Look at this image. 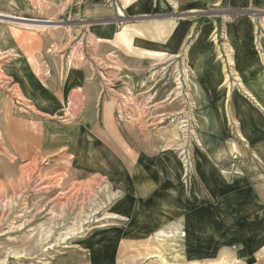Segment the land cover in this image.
Instances as JSON below:
<instances>
[{
    "label": "rangeland",
    "instance_id": "1",
    "mask_svg": "<svg viewBox=\"0 0 264 264\" xmlns=\"http://www.w3.org/2000/svg\"><path fill=\"white\" fill-rule=\"evenodd\" d=\"M257 1L264 4V0ZM181 2L165 0L164 9L121 16L118 11L121 5L115 0L102 4L87 0H0V11L58 21L53 28H30L0 21V257L9 250L20 253L10 255L6 264H50L65 254L88 255L91 249L84 247L86 243L89 240L93 243L95 236L105 234L121 238L119 243L112 240L102 247L93 244L96 258H106L107 264H212L219 258H225L226 264L231 260V264H247L236 259V251L248 249L249 243L251 249L257 246L259 249L249 256L248 264H264V172L259 165L244 169L250 157L255 163L260 162L251 155L255 153L254 146L249 149L251 153L240 147L243 163L235 159L239 154L230 148V139L237 135L233 102L230 117L229 106L226 107L225 123L221 113L224 100L221 102L217 94L224 74L227 78L222 87L228 85L230 89L231 85L233 91L237 88L239 74L235 63L242 67L245 58L240 56L236 62V55L245 51L252 58L257 55L250 30L249 39L244 38L243 43L229 48L227 31L231 23H226L223 31L225 21L244 16L264 20V10L239 4L245 0H233L235 4L228 0H207L203 4L197 3L198 0ZM163 22L170 26L166 41L170 47L159 52L149 47L139 49V40L148 46L162 45ZM209 22L216 30L209 32L204 27L196 35ZM180 24L194 30L187 34L190 37L181 51ZM97 25L109 26L115 31L116 39L97 41L90 34L91 26ZM172 37L177 41L170 42ZM103 42L115 47L98 53ZM213 44L218 45V52L212 56L217 65L211 63V53L207 52L213 51ZM195 51L198 56L192 63L190 57ZM195 67L197 75L193 72ZM215 67L220 68L218 72ZM82 72H87L83 86L70 88L74 81H81ZM193 73L218 125V145L224 149L219 157L209 155L196 142L198 124L186 80V74L193 76ZM141 79L151 84L150 89L143 82L139 85ZM177 85L181 87V95L174 94V100L171 97L162 102ZM67 102L70 105L65 107ZM102 107L109 112L110 126L102 122ZM258 116L264 123L259 113ZM97 119L102 126L98 135L121 146L120 150L130 157L131 167L138 159L135 170L139 172L143 162L151 157L152 169L170 180V186L165 188L161 182H155L154 212L160 215L149 219L148 227L138 228L136 222L116 211L124 193L115 189V182L102 175L78 171L77 163L73 165L74 156L78 161L82 153L80 131ZM172 130L176 136L171 139ZM156 144L166 156L162 157L160 150L153 148ZM170 153L187 172L184 177L176 173V183H172L166 164ZM183 159L187 161L185 167ZM244 175L250 177L252 187L259 188L256 193L260 197L249 203L245 198L251 199V191H244L237 184ZM257 178L260 184L255 183ZM168 187L169 207L158 201L162 199V189L167 191ZM254 221L260 222L259 227L248 229V235L242 234L243 225ZM79 224L81 233L65 243L56 241L58 233ZM171 224H183L189 236L168 240L164 251L150 257L157 250L155 231ZM48 229L52 230L49 240L39 242ZM260 236L263 239L258 241ZM50 243L54 245L48 248ZM97 259L96 264L104 263Z\"/></svg>",
    "mask_w": 264,
    "mask_h": 264
},
{
    "label": "crops",
    "instance_id": "2",
    "mask_svg": "<svg viewBox=\"0 0 264 264\" xmlns=\"http://www.w3.org/2000/svg\"><path fill=\"white\" fill-rule=\"evenodd\" d=\"M87 1L91 4H94V3L95 4H102L107 0H90V1L87 0ZM175 1L177 2V4H179V3L183 4V2H181V0H175ZM206 1L207 0H198L197 3L203 4V3H206ZM228 1L229 2L231 1L232 3H234L233 0H228ZM115 2L117 4H120L122 6L124 14L129 15V16L130 15H137V14H146V13L158 11L160 9L165 8V6H164L165 0H140V3H138V5L132 6L131 8H130L131 3L127 2L126 0H115ZM197 3H194V4H197ZM239 4H245V5L251 6L252 8H258V9L264 10V4L258 2L257 0H245V2H242ZM127 7H129V9ZM262 17H264V16L262 15ZM234 22L236 24L238 23L242 27H248L249 30L251 31V33H250L251 36L259 44L260 51L258 54V61L260 63V67H261L260 68L261 69L260 75L262 74L264 76V64H263L264 63V20H262L261 18L255 19V18L249 17V16L236 18V19H233L231 21L228 20V21H225V23L223 25V31L225 29L226 23H234ZM180 25L182 27L181 34L183 36L182 37L183 39L180 40L178 43L179 50L181 49V46L183 45L184 41H186L190 37L192 31H194V30H192V27L188 29L187 25H185V24H180ZM204 27H206L207 31H209V32L211 30H216L215 25L213 23L209 22V23H206L203 26H201V28L198 30L196 35ZM169 28H170L169 24H166L164 22H163V25H161V27H160V29H162V34L164 36V42L162 43L161 46H159L158 44H153V46H148L143 40H139L140 46L139 45H137V46L139 47V49H142L143 47L144 48L149 47V48H152V49L157 50V51H164L165 49L170 47L169 41L166 42L167 38L169 37V32H168ZM189 33H190V35L188 37L187 34H189ZM90 34L92 37L94 36L96 39H98L97 41H106V40L109 41L112 39H114V40L116 39L115 31L113 29H111L109 26H104V25L91 26ZM210 36L208 35V37H207L208 40H209ZM100 46H102V47L98 53H103V52L107 51L108 49L115 47L114 45L107 44L105 42L100 44ZM212 47H213V51L208 50L207 52L211 53V56H210L211 57V63L214 65H217L214 61L215 57L212 58V56L218 52L217 51L218 45L213 44ZM253 47H254V44H253ZM217 63H219V62H217ZM225 73L229 74V77H230V73L228 72L227 69H225ZM80 75H81V78H80L81 81L79 83H78V81H74L72 84L69 85L70 88H74L75 86H78L79 84L81 85V87L83 86V84L86 80V77H87L86 76L87 72H82V74H80ZM224 75H221V77H220L221 82L218 83L217 94L220 95L219 99L221 100V102H223V100L227 99L228 106H229V117H230V109L233 110L232 109V101L230 99V93H228L227 86L224 88L222 87V85L224 83L223 81L225 79ZM248 79H250V78H248ZM122 82H124V81H122ZM244 84L245 85H243L242 88L239 89L240 94L249 95L250 97L254 96V98H253L254 100H256V99L259 101L263 100L259 94L255 93L253 90L249 89L246 83H244ZM255 97H256V99H255ZM229 101H230V104H229ZM251 102H252V106H254L255 109L260 114V118H262L264 120V104H263V102L258 103V106H255L256 103H253V100H251ZM101 112H102L101 117L103 118L102 122L103 123L107 122V123H105V125L110 126V124L108 123L109 121H108V117H107V115H109V112L107 110H105L104 107H102ZM100 127H102V126H101L99 120L97 119L96 122L92 121V123H90L87 127L84 128L86 130L85 135L87 137L84 140L83 144L81 145V149H82L84 154H83V156L78 155V161H77V156H74L73 165L77 163L76 169L78 171L80 170L83 173H87V174H96L99 172L102 176L108 177V179L111 182H115V184H116L115 189L118 190L119 192L124 193L122 200L119 201L116 205L117 206L116 211L119 212L121 215H123V217L125 219H128L129 221H131L133 223L136 222L137 223L136 225L138 228L139 227L140 228L141 227L142 228L148 227L150 220L151 219L153 220L154 218H157V217L159 218V215H160L159 213L156 214L154 212V206L156 204L155 203V197H154V196H156L155 190H154V185H156L155 182H157V183L161 182L162 186L165 188V186H167V185L170 186V180L168 177H161L162 175H160L159 173H156L155 169H152V167L149 164L150 162L153 163L152 162L153 158H151V157L146 156L148 158L147 162H143V167H142V169H140L139 172L136 171L135 170V164H136L138 159L135 161L133 167H131L130 157L127 156V154H125L123 151L120 150L122 148L121 146L116 145V142L109 140V138L108 139L102 138L101 136L98 135V133H99L98 129ZM253 146L255 147V149H254L255 153H251V150L249 152L255 158H258V160H260V162L255 163L253 161V158L250 157L247 160L248 166H246L244 169L246 170L247 167L250 168V166L259 165L260 169L264 172V136L260 137L258 139H255L253 141ZM76 150H77V148H76ZM76 153H77V151H76ZM92 166H94V167L96 166L97 168H99V170L92 169ZM155 175H157V177H155ZM156 178L159 181H157ZM250 191H251V199H250V196L248 197L245 194L243 195V196H246L245 200H247V201L249 200L247 203L251 202L253 199H257L256 197H258V198L260 197L256 193L255 190L252 189ZM160 196L162 199L158 200V201L163 203L167 207H169V205L171 204V199H170L171 196H170V192H169V187H168L167 191H165V189H162V195H160ZM263 211H264V207H263ZM156 215H158V216H156ZM160 217L162 219L165 218V216H163V215H161ZM169 218L170 217H168L167 220ZM132 219H135V220H132ZM161 222L164 223L165 221L163 220ZM99 238H101V240L99 242H97V239H99ZM104 238L106 239V241L104 240ZM112 240H115L119 243L121 241V238L119 239V237H114V236L108 237L107 235L95 236L93 243L91 242L92 240H89L86 243V245L84 246L86 249H91L89 251L90 253H88V255L85 253L65 254L64 258H62L61 260H52L50 262V264H96V262H95V260L97 259L95 256L96 248L93 244L95 243L96 247H102L107 242L112 241ZM99 243H101V244H99ZM230 244H231V242H230ZM251 247L252 246L249 243L248 244V251L249 252L247 251L246 256L243 258H240V260L243 261L244 263L248 264L251 261L249 256L251 254H254L253 252L254 251L256 252L259 249L258 246L256 247L255 250L251 249ZM117 254H118V247H116V251H115L114 255L116 256ZM98 259L103 260V262H104L103 264H107V262H108L106 260V258H103L102 256L101 257L98 256ZM98 259H97V261H98ZM56 261L60 262V263H56ZM3 264H6V263H3Z\"/></svg>",
    "mask_w": 264,
    "mask_h": 264
},
{
    "label": "bare ground",
    "instance_id": "3",
    "mask_svg": "<svg viewBox=\"0 0 264 264\" xmlns=\"http://www.w3.org/2000/svg\"><path fill=\"white\" fill-rule=\"evenodd\" d=\"M126 1L131 3V7L132 6H136V5H138V3H140V0H126ZM118 11H119V13H120L121 16L124 14V11L122 9V6H119L118 7ZM0 21L8 22L10 24H17V25H20V26L30 27V28H51V27L53 28V27H55L57 25V22H58V21H56L54 19H51V18H45V19L44 18H33V17H27V16L12 14V13L3 12V11H0ZM176 36H177V32H176V34H175L174 37H176ZM174 37H172V40L170 42L174 43V42L177 41ZM214 37H215V35H214ZM227 38H228V41L230 43V47L229 48L234 49L235 46H238V45H240V43H243L242 41H243L244 38H248V39L250 38V36H249V28L248 27H242L241 25H239L238 23L236 24L235 22L234 23H231L230 24V28L227 31ZM227 38L225 37V39H227ZM251 42H252V40H251ZM205 43H206V41H205ZM253 44H254L255 49L257 50V55L255 56L256 58H252V56H250L247 51H245L241 55H236L235 56L236 62L238 61L237 59L240 58V56L241 57L243 56V58H245V62H244L245 65H243V66L241 65L242 67H240V64L235 63L236 64V67H237V72L239 74L237 76V77H239V80H237L238 82H237V85H236V87H237L236 90L233 91L231 85H230V89H229L228 88V85H227L228 93H230V98L232 99L233 106H234L233 124H235L236 127H237V135H236V137L234 138V140H231L230 139V143H231V145H230L231 147L230 148L231 149L233 148V149L236 150V152H238L239 156H237L235 159L237 161H239L240 163H243L241 151L239 150L240 147H244V148L248 149L247 151H249V149H251L253 147V141L255 139H258V138L264 136V131H263L264 130L263 129L264 128V123L261 122V120H259L258 111L255 109V107L252 106V102H250V100H253V103H256L255 106H258V103H260V102H263V104H264V80H263L264 79L263 78L264 76L262 74L260 75V71H261L260 68L261 67H260V63L258 61V54H259L260 48H259V44L257 43V41L255 42L254 39H253ZM231 51H230V53H231ZM151 53H153V52H151ZM202 55L205 56L206 55V51L204 53H202ZM197 56H198V53L196 51H195V53L192 54L191 57L189 56L190 57V60H192V63L195 62V59L197 58ZM231 59H233V58H231ZM232 64H233V62H232ZM215 68H217V67H215ZM197 69H198L197 67H195L193 69V72L196 75H197V72H198ZM219 69L220 68L218 67L217 68V72H218ZM194 73H193V76L186 74V80H187L188 87L190 88V91H191L190 95H191L192 101H193L192 102L193 103V113H194L193 116H194V118H195V120H196V122L198 124V128L196 130V137H195L196 138V142H197V145L199 147L205 149L208 152L209 155H211V156L212 155H215V157H219L224 152V149L221 148L220 145H218V139L220 138V133H219V130H218V125H217V122H216L215 118L212 116L213 113L211 111V107H209V105H207L208 104L207 98L204 95L203 91L201 90L202 88L199 86L197 79H194V78H196V75L194 76ZM218 76H219V74H218ZM64 78H65V76H64ZM226 78H227V76L225 77V79ZM248 78H250V79H248ZM242 81L247 84V86H248L249 89H251L255 93L259 94L262 97L263 100L259 101V100L256 99V97H255L256 100H254L253 99L254 96L253 97H250L249 95L244 96L243 94H240V91L238 89L242 88V86L245 85ZM139 82H140L139 85H141L142 82H143L145 84V86L147 85V87H145V88L146 89H150L151 84L149 82H146V79H141ZM204 83H206V81ZM226 83H228V82H226ZM179 84H181V83L179 82ZM208 85H210V84H208ZM137 87H139V86L137 85ZM79 91H81V90L79 89ZM161 93H163V91ZM30 94H31V92H30ZM163 94H165V93H163ZM174 94L179 95V96L181 95V87L179 85H177V87H175L172 92H169L168 95H166V96H168V98L163 99L162 102H164V101H166L168 99H171V97ZM172 98H173V100L175 99V97H172ZM68 105H70L69 102L65 103V107L68 106ZM227 106H228V102H227V99H225L224 100L223 109L221 108V113H222L223 120H224L225 123H227V121H228V119H227V116H228L227 115V112H228V110L226 109ZM182 122H184V120ZM182 126H184V125H182ZM171 133L172 134H171L170 138L172 139L176 135H175V133H174L173 130H172ZM85 134H86V130L83 128L80 131V136H81L80 137L81 138L80 141H81L82 144H83L84 140L87 138ZM224 140H226V139H224ZM153 148L154 149H157L158 151L160 150V153H161V156L162 157L163 156H166V152L161 151L160 147L157 144L155 146H153ZM182 148L183 147L181 145L180 149H182ZM231 149H229V150L231 151ZM183 153L184 152L182 151L181 154H183ZM83 154L84 153L82 151L81 155L83 156ZM167 154H168V152H167ZM204 154H206V153L204 152ZM170 155L171 156L169 157V160L166 161V164H167L168 169L170 170V177H171L172 183H176V179H175L176 173H179V174H181L183 176L184 173L186 172V168L184 170H182L181 167H179L177 165L176 160L174 159V157L172 156L171 153H170ZM207 159H209V158L207 157ZM186 162L187 161L185 159H183V163H184L182 165L183 167L186 166ZM210 163H212V162H210ZM204 166H205V164H204ZM211 166L212 165H210V167ZM93 168L95 170H99V168H97L96 166L95 167L93 166ZM193 169H194V167H193ZM200 169H201V167H200ZM221 170H223V169H221ZM240 171L241 170L239 169L238 172H240ZM202 172H204V171H202ZM96 175L101 176L100 173H96ZM249 178L250 177L248 175H244L238 181V183H237L238 186H240L241 188H243L244 191H249V190H252V189L255 190V191H257L259 188L255 189L254 187H252L251 186V183L249 181ZM255 183L256 184H260L258 182V178L255 179ZM206 186H207V184H206ZM208 190H210V189H208ZM170 191H174V190L173 189H170ZM226 192H227V190H226ZM220 206H222V204H220ZM112 215H113L112 217H116L114 214H112ZM80 222L83 223V221H80ZM181 223L182 222H180V224ZM259 225H260V222L259 221H254V223H250V224L248 222H246L243 225L244 230L241 231V233L242 234L245 233V235H248L250 233V230H248V229H251V228H254V229L256 228L257 229L259 227ZM182 226H184V225L182 224ZM182 226H178V225L175 226V224L174 225L171 224L170 226H168L165 229H163V228L157 229L155 231V233H154V239H155V245L154 246H155V248L157 250L152 251L151 253H153V254L150 257H156V256H158L160 254V251H164V246L168 242V240H177V238L185 237V236L188 237L189 236L188 235V232L184 228H182ZM81 227L82 226L79 224L78 226H76L73 229H69L68 231L58 233V235L55 237L56 238V241L57 242H61V243H65V240L66 239L70 238L71 236H73L75 234L81 233L82 232ZM51 235H52V230L51 229H48L42 235V238H41V240L39 242H43V241L49 240V238L51 237ZM261 239H263V236H260L257 240L260 241ZM104 240L106 241L105 238H104ZM181 241H182V239H181ZM57 242H55V243H57ZM99 244H101V243H99ZM53 245L54 244H51L50 243V244H48L47 247L48 248H51V247H53ZM247 251H248L247 248H240V249H238L236 251V254H237V258L236 259H239V258L244 257L247 254ZM6 253L7 254L5 256L0 257V264L5 263L8 260V258H9L10 255L18 256L20 254L17 251H10V250L8 252H6ZM218 257H220V256H218ZM232 262L233 261L231 260L230 261V264ZM195 263H196V261H195ZM226 263H227V260L225 258H221V259L219 258V260H217L215 262H212V264H226ZM187 264H194V263L193 262H189Z\"/></svg>",
    "mask_w": 264,
    "mask_h": 264
}]
</instances>
